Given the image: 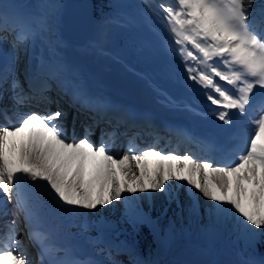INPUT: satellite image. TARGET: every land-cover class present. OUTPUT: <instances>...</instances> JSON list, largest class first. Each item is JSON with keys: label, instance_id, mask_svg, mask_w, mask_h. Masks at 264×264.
<instances>
[{"label": "snow or ice", "instance_id": "1", "mask_svg": "<svg viewBox=\"0 0 264 264\" xmlns=\"http://www.w3.org/2000/svg\"><path fill=\"white\" fill-rule=\"evenodd\" d=\"M254 4L255 0H161L155 5L149 0L146 4L174 41L173 52L184 61L187 78L216 106L212 116L227 126L222 131L237 138L223 160L164 152L155 145L140 149L134 139L122 156L114 152L119 136L127 135V130L115 129L121 124L140 125L126 110L90 97L78 86L69 87L61 78V65L42 64L35 72L26 67L22 83L15 66L36 33L30 25L10 21L0 5V42L13 50L12 64L0 65V191L5 194L0 200V264H103L74 246L59 244L52 231L34 223L28 193L36 184L29 180L46 182L57 206L74 213L129 199L126 192L161 193L178 202L180 192L169 183L176 181L187 189L193 211L202 196L212 202L210 213L231 218L237 230L253 235L259 230L264 235V20L257 21ZM53 90L78 113L93 112L94 123L115 120V129L106 133L107 139L102 135L99 145L91 139V126L84 128L79 140H69L63 109L21 111L34 102L51 103L48 93ZM149 161L154 162L151 170ZM9 215L12 219H5ZM137 215L140 223L155 227L146 213ZM21 223L38 259L28 253ZM93 243H104L103 234ZM243 264H264V256L250 257Z\"/></svg>", "mask_w": 264, "mask_h": 264}, {"label": "rangeland", "instance_id": "2", "mask_svg": "<svg viewBox=\"0 0 264 264\" xmlns=\"http://www.w3.org/2000/svg\"><path fill=\"white\" fill-rule=\"evenodd\" d=\"M9 1H13L17 5H25V3L30 2L27 5L32 6V17L29 18V20L32 25V29L36 34L33 38L28 40L27 47L30 46V48L27 49V52L23 55L22 60L27 59V54L29 50L32 49L34 44V48L42 53V56L41 54L38 55V57L40 56L39 60H42L46 65L55 66L57 63H61V61L57 62L59 58L56 55L61 48L59 46L64 44V42L60 43L58 40V14L63 0H25L24 4V0ZM127 2L128 0H114L111 11L108 14L105 13L102 15L104 17L101 19L102 21H100L101 23L99 25L101 26L94 38L83 43L80 48L75 46L73 43L71 44V64H75V68L85 70L87 68V74L94 76L95 70L92 67H89L85 58H88V55L85 56L83 54L93 53L96 64L103 63L107 67L108 72H112L113 68H115L116 70L125 71L128 74L127 76L133 79L137 78V76L130 68L137 70L135 67L136 62L134 63L133 56L138 54L139 60L146 64V67L149 71H151L152 76L155 79H161L160 82L155 80L158 83L156 85L161 88V92H158V106H160L159 109L161 108L160 111L165 115L173 114L177 118L180 117L179 113H182L187 117L188 111H196L197 102L192 104V101H196L203 90L200 86L196 87V85L187 78L184 61L177 53L173 52V46H170V41L168 43L163 42L165 40H169V37L166 36L168 33L162 31L163 28L153 26L156 19L150 16L134 15L126 9ZM121 18L124 20L123 25H125V27L122 28L120 38L121 43L126 46V51L119 46L114 45L112 48L114 51L118 52V54L113 52L111 56H109L103 51L104 47L99 45L101 28H103V25L105 24V27L107 28V35H109L110 33H108V27L111 28V22H113V20H121ZM131 37L136 40L143 41L136 42L135 47H132L128 43ZM67 44L68 43H65L64 47H66ZM109 46L110 44H108V47ZM158 54L162 55L164 58H162V60L157 59ZM163 64H165V66L161 67ZM99 74L103 76L107 75L104 70H99ZM112 74L113 75L110 74L108 78L111 80V83H116L118 86L114 88L110 87L111 90H118V87H120L119 83H127L125 78L121 77L120 72L114 70ZM115 77L120 82L114 80ZM99 79L103 85L108 83L104 78L99 77ZM137 82L139 81H134L133 83L136 84ZM189 83H193L194 88L191 90L187 87ZM129 89L133 91V87H131V85L129 86ZM174 101L178 102L179 105L183 104V106L176 107L173 105L171 107ZM171 109L173 110L171 111ZM192 118L196 121H200L199 123L205 121V119L202 118ZM83 133L84 129L79 131L72 139L69 140H73L74 138L79 140ZM91 139L97 145L101 142V138L98 139L96 133H91ZM160 147L161 145L157 146V148ZM121 153L122 150L118 152L120 156L122 155ZM148 166L149 170L154 167L153 165ZM132 171L138 173L134 167ZM120 180L123 182L124 177ZM35 183H39L44 188H47L46 182L44 181H37ZM169 183L174 187L177 186L178 191L180 192V199L178 202H170L164 196L162 198L163 201L157 204L153 201V198L151 197L152 194H149L148 192H126L124 195L129 197V199L124 201H113L111 205L104 206L98 210L83 209V212L89 221L91 220L95 222L92 223V226L96 225L97 221L111 225L116 224L114 229L111 230L113 233H117V235L113 234L116 238L113 235H111V237H114L118 242L124 241L123 243H127L129 248L134 251L133 257L135 255L137 263L140 264H187V262L191 259H194V264H197L198 262H203V264H212L209 258H205V254L211 257V254L206 252L207 249H205L207 237L209 239L218 238L224 241L223 248L225 250L222 252L224 253L222 256H227L228 260L233 256L236 257L237 254L242 257L244 256L243 259L238 258L241 264H243V261L250 257H254L256 259L260 258L259 254H257L255 250L256 245L260 240L257 230L254 235L252 233H244L242 230H237L235 222L231 218L224 219L223 217H220V220L223 223L221 228L211 226L206 227L204 225V215L212 214L209 211L212 202L209 200L203 202L199 197L197 210L193 211L190 208L192 199L189 198L187 189L183 185H177L176 181H171ZM38 188L40 190V187ZM132 197H134V199H132ZM138 211L146 213L155 224V227L149 225L148 223H140V217L137 215ZM191 215L192 217L195 216L194 219H196L195 229H192L191 226L187 225V223H189L187 219ZM177 218L180 226L177 224ZM134 220L136 223H133ZM123 223H125V225ZM191 224H194V222L191 221ZM104 227L109 228L110 226ZM98 228L102 229V227ZM91 229L92 231L88 235L90 237H94L93 235L95 229ZM124 245L125 244H121L122 247ZM210 251L214 253L212 248H210ZM214 255L217 260L215 253ZM232 260L233 259H231V261ZM121 261L125 264H129L123 259H121ZM223 263H225V261L221 262V264Z\"/></svg>", "mask_w": 264, "mask_h": 264}, {"label": "bare ground", "instance_id": "3", "mask_svg": "<svg viewBox=\"0 0 264 264\" xmlns=\"http://www.w3.org/2000/svg\"><path fill=\"white\" fill-rule=\"evenodd\" d=\"M255 2L256 3L254 4V15L256 16L257 21L260 22L261 20H264V17L261 16V13L264 12V0H256ZM26 4H28V3H26ZM7 14H8V12H7ZM31 51H33V48L31 49ZM12 58H13V50H12L10 44L9 43H4V42H0V63L1 62H5V61H9L8 65H10V64H12ZM129 86L130 85H128V83L123 82L121 87H118L119 88L118 91L120 92V94H122L124 96H127V97H129V98H131V99H133L135 101H139L137 98H142V99L146 100V97L143 96L140 93H138V95L140 97L139 96H135V93L129 89ZM103 88L105 90L111 91V88L108 87V86L107 87H103ZM148 101H149V103L151 102L150 99H148ZM207 102L208 101L206 100V98L201 97L200 104L205 106V105H207L206 104ZM32 106L34 107V103H32ZM46 106L47 105H45V104L44 105L36 104V107H34V108H36V109H38V108L44 109V107H46ZM73 123L76 124L77 129H79V126H81V124H84L83 121H81V123H80L79 120L78 121H74ZM87 125L90 126L91 124L88 123ZM210 127L211 128H208V126H207L206 130L211 133V137H213L214 140L217 141L218 144L226 146L227 149H225V151H230V149L232 150L233 146L237 142V138H236V136H234V135H232V134H230V133H228L226 131H222V128H227V126L222 125L221 122H218V121H216L214 119L213 121H211V126ZM96 133H98V134L100 133V135H101L100 130H98ZM102 135L104 136V133H102ZM102 135H101V138H102ZM138 144H140V143H138ZM124 153L125 152H122L121 154L123 155ZM173 163H175V162H173ZM149 165H153L154 166V162L149 161ZM36 187L37 186H35L32 189H34L35 192H38V194H40L41 189L39 190V188L38 187L36 188ZM151 194H152L151 197L153 198V201L155 203L158 204V203H161V201H163L162 200V198L164 197L163 194H161V193H151ZM40 196H42V194H40ZM200 198L202 199L203 202L207 201L202 196H200ZM4 199H5V194L2 191H0V200H4ZM55 208L58 209V211L60 212L61 215L65 216L67 218L68 217H73V218L75 217V215H72L71 212L63 211L58 206H55ZM123 224L125 225V223H123ZM98 227H101V226H98ZM98 227H97V229H98ZM127 230H128V228H127ZM50 231H52L54 236L57 238V242L61 241V242L64 243L65 240L72 239V238H74L76 236V237L80 238V241H77V242L73 241L72 242V246L76 247L80 252H82L85 255L86 254H88V255L92 254L95 259H97L99 257L100 258L102 257L100 255V253L97 252L94 249V243L91 240L87 239L86 233H85V230H84L83 226H82V228L81 227H77L76 230H73V229L71 230V229H64V228H61V227H58V226L54 225L52 228H50ZM99 233L100 232H98L97 234H99ZM101 233L102 234H106L105 237H107V235H108V233L106 231H103V230H102ZM24 243H25V241H24ZM104 244L107 246V241L106 240L104 241ZM121 244H120V246L118 247L117 250H124V251L128 250L130 252L129 256L132 258L133 263L137 262L135 260V258L133 257V255L131 256V254L134 251H131L132 249L129 248V246L124 245L126 247H124V246L122 247ZM28 250H30V249L28 248ZM102 262H103V264H117L115 260H111L110 258L103 259ZM225 264H227V263L225 262Z\"/></svg>", "mask_w": 264, "mask_h": 264}, {"label": "water", "instance_id": "4", "mask_svg": "<svg viewBox=\"0 0 264 264\" xmlns=\"http://www.w3.org/2000/svg\"><path fill=\"white\" fill-rule=\"evenodd\" d=\"M90 0H66L60 16L62 38L77 42L86 40L93 31Z\"/></svg>", "mask_w": 264, "mask_h": 264}, {"label": "trees", "instance_id": "5", "mask_svg": "<svg viewBox=\"0 0 264 264\" xmlns=\"http://www.w3.org/2000/svg\"><path fill=\"white\" fill-rule=\"evenodd\" d=\"M94 3V11L97 12L100 7L104 6V1L102 0H93ZM261 251L264 253V241L260 246Z\"/></svg>", "mask_w": 264, "mask_h": 264}]
</instances>
